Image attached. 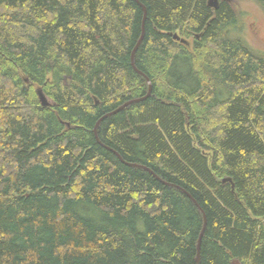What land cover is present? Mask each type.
Here are the masks:
<instances>
[{"label":"trees","instance_id":"obj_1","mask_svg":"<svg viewBox=\"0 0 264 264\" xmlns=\"http://www.w3.org/2000/svg\"><path fill=\"white\" fill-rule=\"evenodd\" d=\"M139 1L0 0V264H264V53Z\"/></svg>","mask_w":264,"mask_h":264},{"label":"rangeland","instance_id":"obj_2","mask_svg":"<svg viewBox=\"0 0 264 264\" xmlns=\"http://www.w3.org/2000/svg\"><path fill=\"white\" fill-rule=\"evenodd\" d=\"M231 3L239 15L238 33L251 47L264 53V11L253 0H231Z\"/></svg>","mask_w":264,"mask_h":264},{"label":"water","instance_id":"obj_3","mask_svg":"<svg viewBox=\"0 0 264 264\" xmlns=\"http://www.w3.org/2000/svg\"><path fill=\"white\" fill-rule=\"evenodd\" d=\"M136 1L142 6L143 11H144V14H145V12H146V10H145V6H144L139 0H136ZM220 1H223V0H207V4H208L210 7L216 9V8H218V5H219V2H220ZM225 1H231V0H225ZM143 34H144V28H143L142 35H141L140 39L138 40L137 44L135 45V47H134V49H133V51H132V54H131V61H132V64H133V58H134L135 49H136V47L138 46V44L141 42V40H142V38H143ZM174 39L179 40V41L182 42V43L189 44L188 41H187L185 38H180V37L178 36V34H176V33L174 34ZM134 68H135V70H136L138 73L143 74L139 69H137L136 67H134ZM143 75H144V74H143ZM145 77H146V76H145ZM146 78H147V80L149 81L148 77H146ZM26 82H27V79H26ZM36 93H37V95H38V99H39V102H40V105H41V106H49V105L51 104L50 101H49V99H48V97L45 95V93L43 92V90H42L41 88H37ZM150 93H151V84H149V90H148V92L146 93L145 96L140 97V98L131 99V100L125 102L124 104H122L121 106H119L117 109H115V110H113V111H111V112L106 113L104 116H107V115L113 114V113L119 111L120 109L124 108L125 106L129 105V104L132 103V102L142 100V99L146 98L147 96H149ZM96 103H98V100H97V99H96ZM104 116H103V117H104ZM98 123H99V121L97 122V124H98ZM97 124H96V125H97ZM94 131L96 132V126H95ZM114 152H115V151H114ZM115 153H116L117 156L121 159L120 155H119L117 152H115ZM121 160H122V159H121ZM122 161H123V160H122ZM131 165H132V166H140V167H142V168H145V169L148 170L149 172L153 173V171H152L151 169H149L148 167H146V166L138 165V164H135V163H132ZM153 174H154V173H153ZM226 180H228V179H224V181H226ZM186 194H187V195H188V196H189V197H190V198H191V199L197 204V202L195 201V199H194V198H193L188 192H186ZM202 212H203V210H202ZM203 216H204V224H203V228H202V231H201V233H200L199 240H198V244H197V257H196V261H197V263L200 261V240H201V236H202V234H203V231H204V228H205V225H206V217H205V213H204V212H203ZM233 264H237V262L234 261Z\"/></svg>","mask_w":264,"mask_h":264}]
</instances>
